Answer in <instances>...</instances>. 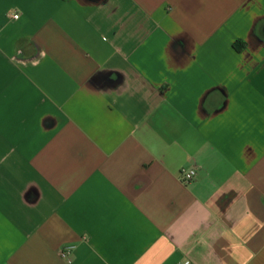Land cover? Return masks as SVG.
I'll return each instance as SVG.
<instances>
[{
	"label": "crops",
	"instance_id": "0c3cea01",
	"mask_svg": "<svg viewBox=\"0 0 264 264\" xmlns=\"http://www.w3.org/2000/svg\"><path fill=\"white\" fill-rule=\"evenodd\" d=\"M0 264H264V0H0Z\"/></svg>",
	"mask_w": 264,
	"mask_h": 264
},
{
	"label": "built area",
	"instance_id": "2783aa9c",
	"mask_svg": "<svg viewBox=\"0 0 264 264\" xmlns=\"http://www.w3.org/2000/svg\"><path fill=\"white\" fill-rule=\"evenodd\" d=\"M14 19H18L19 18V15L16 14L14 15L13 17ZM197 175V170L194 168V169H189V170H183L181 172V181L184 183V184H189L191 181L194 180V178L196 177ZM62 256L65 257L66 254L65 252L62 253Z\"/></svg>",
	"mask_w": 264,
	"mask_h": 264
},
{
	"label": "trees",
	"instance_id": "16d2710c",
	"mask_svg": "<svg viewBox=\"0 0 264 264\" xmlns=\"http://www.w3.org/2000/svg\"><path fill=\"white\" fill-rule=\"evenodd\" d=\"M243 42L238 41L237 43H235V48L238 46V44H242Z\"/></svg>",
	"mask_w": 264,
	"mask_h": 264
}]
</instances>
